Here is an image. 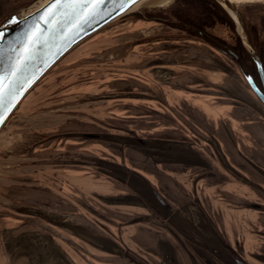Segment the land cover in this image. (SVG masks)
<instances>
[{
  "label": "rangeland",
  "instance_id": "1",
  "mask_svg": "<svg viewBox=\"0 0 264 264\" xmlns=\"http://www.w3.org/2000/svg\"><path fill=\"white\" fill-rule=\"evenodd\" d=\"M31 1L0 0V19L37 0ZM175 1L169 0L165 6H139L85 40L13 112L1 136L10 129L23 133L14 139L19 138L18 145L11 142L23 159L13 160L16 165L30 164V174L39 169L38 176L42 175L38 182L30 181L24 187L31 195L28 200L23 198L22 213L30 222L36 220L69 236L74 247L88 257L104 250L79 238L65 224L101 237L128 263L207 264L209 259L212 264H264V218L244 223V219L220 213L210 217L204 210L196 211L203 207L199 202L191 204V179L200 170L195 164H205V157H196L193 150L196 152L195 146L204 149L207 143L195 139L192 126L205 128V123L164 107L158 98L165 92L159 86L157 55L179 53L188 45L206 46L239 73V79H230L231 86L239 87L235 91L241 93L244 87V94L260 107L261 114L264 104L249 86L247 75L234 59L212 45L209 36H191L138 17L148 11L168 18ZM217 1L234 18L247 49L255 52L241 15L257 14L264 0ZM138 22L150 27L134 25ZM212 33L230 41L231 34L224 27H216ZM221 158L219 154L215 166L224 167ZM46 167L51 168L47 174L52 191L42 188L38 192L36 186H45ZM66 172L70 184L62 191L60 179ZM39 197L50 201L39 204Z\"/></svg>",
  "mask_w": 264,
  "mask_h": 264
},
{
  "label": "crops",
  "instance_id": "2",
  "mask_svg": "<svg viewBox=\"0 0 264 264\" xmlns=\"http://www.w3.org/2000/svg\"><path fill=\"white\" fill-rule=\"evenodd\" d=\"M140 24L150 27L141 22L134 25ZM187 48L179 53L159 52L156 64L160 90L165 92L158 98L164 107L186 112L191 121L196 117L205 123V128L192 126L195 139H205L207 143L204 149L195 146L196 152L193 150L196 157H205V164H195L200 170L193 172L190 202H199L203 207L196 211L204 210L210 217L220 213L227 218L244 219V223L251 219L257 222V218H264V210H257L251 204L264 205V114L246 97L244 87L240 93L235 91L239 87L231 86L230 79L240 76L235 68H229L227 60L203 45H188ZM1 135L0 264H136L104 251L88 257L74 247L69 236L36 220L30 222L22 213L23 198L28 200L31 195L24 187L30 181L38 182L42 175L38 176L39 169L30 174V164L16 165L14 161L23 158L17 155V148L12 147L11 142L18 145L19 138L14 139L23 133L10 129ZM219 154L224 167L215 166ZM44 169L45 186H36L38 192H42V188L52 191L47 174L51 168ZM66 173L60 179L62 191L70 184L69 173ZM99 183L95 182L101 188ZM48 201L47 197L44 200L39 197L36 202ZM176 202L180 203L177 199Z\"/></svg>",
  "mask_w": 264,
  "mask_h": 264
},
{
  "label": "water",
  "instance_id": "3",
  "mask_svg": "<svg viewBox=\"0 0 264 264\" xmlns=\"http://www.w3.org/2000/svg\"><path fill=\"white\" fill-rule=\"evenodd\" d=\"M144 1L145 0H137L136 3L128 4L123 9L112 3L102 5L101 14L96 15L95 18L91 19L89 22L83 23L82 25L73 26L68 31H65L63 36L58 39L52 38L54 35L58 34H54L50 30L51 26L44 24L43 21H40L39 27L44 30L41 35L49 36L50 39L46 47L39 44L35 46L36 60L30 66L32 71L35 72L36 78L30 86L26 87L25 90L20 93L17 98L18 102L16 105L5 114L4 122L0 124V131L16 108L20 105L22 100L26 97V95L64 56L112 22L135 12ZM50 3L51 0H37L29 7L23 8L11 15L0 25V33H4V39L0 40V58L7 62L9 58L16 59L23 55L22 49L25 47V37L21 34L24 33L27 24L31 21H34L36 17L41 15L50 6ZM221 4L227 10V7L222 2ZM13 18L15 19L13 20ZM10 20L13 22L9 23ZM65 27H67V25H65ZM18 37L19 40L17 39ZM206 38L208 37L206 36ZM66 41H70V43L67 44V47L64 46ZM12 48L15 49V52L11 51ZM250 52L256 63L257 72L259 74L262 86L260 87L251 75H247L245 78L253 92L264 104V71L258 70V66H262V63L258 55L253 50ZM44 61H46V64ZM37 68H39V71H36ZM249 77H252L251 81L249 80ZM163 204L166 205L165 202H163ZM251 207L256 208L257 210H264V206L260 204H251ZM64 227H66L68 230H71L76 236L87 241L88 243L101 248L104 251L115 253L121 256V253L118 252L119 250L115 251L116 249H109L108 244L106 242L103 243L101 237L92 236L85 232V230L76 228L69 223L65 224Z\"/></svg>",
  "mask_w": 264,
  "mask_h": 264
},
{
  "label": "trees",
  "instance_id": "4",
  "mask_svg": "<svg viewBox=\"0 0 264 264\" xmlns=\"http://www.w3.org/2000/svg\"><path fill=\"white\" fill-rule=\"evenodd\" d=\"M169 14L167 18L145 11L138 17L165 23L191 36L206 34L217 50L234 59L244 75H251L257 84L262 86L252 54L237 33L235 22L217 0H176ZM8 17L1 18L0 24ZM241 21L249 45L255 50L264 66V7L257 8V14L248 12L247 17L241 15ZM216 27L226 28L231 34L230 41L212 33Z\"/></svg>",
  "mask_w": 264,
  "mask_h": 264
},
{
  "label": "snow or ice",
  "instance_id": "5",
  "mask_svg": "<svg viewBox=\"0 0 264 264\" xmlns=\"http://www.w3.org/2000/svg\"><path fill=\"white\" fill-rule=\"evenodd\" d=\"M136 2L137 0H51L50 6L34 21L29 22L21 34L25 37L23 55L16 59L9 58L7 62L0 58V124L4 122L5 114L18 102L20 93L36 78L30 66L36 60L35 46L39 44L46 47L50 39L49 36L41 35L44 30L39 27L40 21L50 25V30L58 34L52 38L58 39L73 26L89 22L101 14L102 5L112 3L123 9ZM3 39L4 33H0V40ZM17 39L19 40V37ZM68 43L70 41H66L64 46L67 47ZM11 51L15 52V49L12 48ZM44 63L46 64V61ZM258 70L264 71V66H258ZM36 71H39V68ZM249 80L251 81L252 77H249Z\"/></svg>",
  "mask_w": 264,
  "mask_h": 264
},
{
  "label": "bare ground",
  "instance_id": "6",
  "mask_svg": "<svg viewBox=\"0 0 264 264\" xmlns=\"http://www.w3.org/2000/svg\"><path fill=\"white\" fill-rule=\"evenodd\" d=\"M236 2H244L251 0H233ZM169 3V0H145L140 6L149 5V6H165Z\"/></svg>",
  "mask_w": 264,
  "mask_h": 264
},
{
  "label": "flooded vegetation",
  "instance_id": "7",
  "mask_svg": "<svg viewBox=\"0 0 264 264\" xmlns=\"http://www.w3.org/2000/svg\"><path fill=\"white\" fill-rule=\"evenodd\" d=\"M207 264H212L209 259H206Z\"/></svg>",
  "mask_w": 264,
  "mask_h": 264
}]
</instances>
